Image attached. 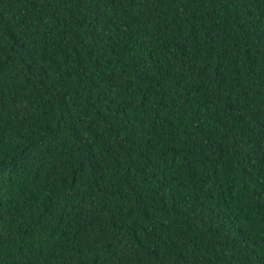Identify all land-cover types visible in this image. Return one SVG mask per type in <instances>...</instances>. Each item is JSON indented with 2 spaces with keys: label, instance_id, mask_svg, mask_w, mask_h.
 <instances>
[{
  "label": "trees",
  "instance_id": "16d2710c",
  "mask_svg": "<svg viewBox=\"0 0 264 264\" xmlns=\"http://www.w3.org/2000/svg\"><path fill=\"white\" fill-rule=\"evenodd\" d=\"M0 264H264V0H0Z\"/></svg>",
  "mask_w": 264,
  "mask_h": 264
}]
</instances>
